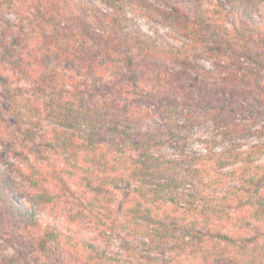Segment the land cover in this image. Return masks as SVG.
Listing matches in <instances>:
<instances>
[{"label":"trees","instance_id":"obj_1","mask_svg":"<svg viewBox=\"0 0 264 264\" xmlns=\"http://www.w3.org/2000/svg\"><path fill=\"white\" fill-rule=\"evenodd\" d=\"M259 6L0 0L14 117L0 96V144L17 161L0 153V239L13 250L0 264H264ZM202 117L214 135L198 152L189 131Z\"/></svg>","mask_w":264,"mask_h":264},{"label":"rangeland","instance_id":"obj_2","mask_svg":"<svg viewBox=\"0 0 264 264\" xmlns=\"http://www.w3.org/2000/svg\"><path fill=\"white\" fill-rule=\"evenodd\" d=\"M254 3H256V0H253ZM259 10L263 13L264 15V1L263 0H259ZM262 5V6H261ZM104 8V7H103ZM13 20H15L14 16L10 17ZM135 22L137 23V26L139 28H141L143 31H146L149 34H154L156 32V30H159L160 33L162 35H164L170 42L176 44V45H182L183 43H186V40L184 39L183 36H181L176 30L175 28H173L171 25H167V24H159V23H154V22H150L147 21L143 18H138L135 17ZM1 31V29H0ZM204 66L208 67L209 69H212V64L211 61L208 59H202L200 61ZM12 89L11 85H9V82H7V80L3 77L0 76V96H2V104L3 107L6 109L7 113L6 116L8 117L9 120V124L11 126L14 127V117L9 114L10 110H9V90ZM200 125L197 126L196 128L192 129L191 131H189V135H190V141L191 144L189 146V148H191V150L193 151H198V152H203V144L202 142H206L207 140H210L211 137L214 135V131H212V127H211V123L207 120V118L204 120V118H201L200 121ZM49 125V124H47ZM148 126L151 128H162V122L159 119H153L150 120L148 122ZM257 140L255 138H247L244 140H241L240 142H237L238 145H240V147L242 149H247L250 145L256 143ZM3 153L4 158L12 161V162H17L15 161L14 158L9 157L4 151H3V147L0 144V153ZM166 153H171L172 150L166 149L165 150ZM262 162H264V158H262L261 160ZM20 163V162H19ZM0 171L5 173L7 171L6 167L3 166L0 163ZM18 182L24 186L25 183L22 179H18ZM16 196L18 199H20L23 203H28L29 200L26 197V195L21 192V191H17L16 192ZM41 218L48 222V223H56L57 220L51 219V218H47L46 215L41 216ZM115 250L116 252H118V254L120 253L118 248L115 246ZM0 251L2 254V257L4 256H9L13 253L12 248L8 245H6V242L0 239Z\"/></svg>","mask_w":264,"mask_h":264}]
</instances>
